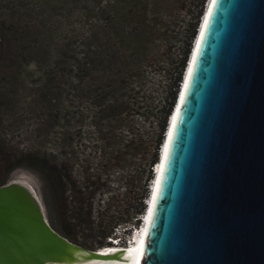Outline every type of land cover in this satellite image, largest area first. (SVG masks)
Segmentation results:
<instances>
[{"label": "water", "instance_id": "water-1", "mask_svg": "<svg viewBox=\"0 0 264 264\" xmlns=\"http://www.w3.org/2000/svg\"><path fill=\"white\" fill-rule=\"evenodd\" d=\"M204 14L139 264H264V0H213ZM133 262L128 247L59 232L29 182L0 184V264Z\"/></svg>", "mask_w": 264, "mask_h": 264}, {"label": "trees", "instance_id": "trees-1", "mask_svg": "<svg viewBox=\"0 0 264 264\" xmlns=\"http://www.w3.org/2000/svg\"><path fill=\"white\" fill-rule=\"evenodd\" d=\"M207 1L201 0L190 28L172 80L171 100L168 104L164 100L161 136L140 206L116 210L98 199L107 195L110 175L101 176L87 164L77 168L89 158L81 154L77 141L86 144L84 136L97 132L104 134L105 142L108 126L125 109L128 102L119 99L117 92L125 84L117 81L113 69L122 64L125 44L141 27L149 0H0V184L7 183L17 169L31 170L43 183L50 222L59 232L92 249L110 246L109 239L118 236L126 245L147 209L153 167L160 160L168 117L177 102ZM76 13L85 18L87 28L74 26ZM63 18L72 21L70 25ZM100 24L110 34L108 40L97 34ZM28 118L36 121L33 139L23 147L12 144L7 124L17 126ZM105 160L110 161L107 156ZM96 239V244L90 242Z\"/></svg>", "mask_w": 264, "mask_h": 264}, {"label": "rangeland", "instance_id": "rangeland-1", "mask_svg": "<svg viewBox=\"0 0 264 264\" xmlns=\"http://www.w3.org/2000/svg\"><path fill=\"white\" fill-rule=\"evenodd\" d=\"M210 1H207L206 9ZM149 2L150 7L146 10L141 27L131 34L129 43L125 44L127 48L123 49L122 64L113 69L117 81L121 80L120 83L125 84L123 90L117 91L121 93L119 99L128 102L125 109L121 116L108 126L110 132L105 142H103L104 134L97 132L93 133V136L91 134L84 136L86 144L79 145L77 141L81 154L89 155L88 159L84 158L85 163L80 161L77 168H83L87 164L101 176L110 175L105 185L108 190L107 195L98 196V199L99 201L104 199V203L112 208L116 207V210L140 206L149 163L157 152L158 139L161 136L160 123L166 106L164 100L166 104L171 100L176 71L201 0H149ZM73 16V23L77 29L87 28L83 16L77 13ZM62 22L70 25L72 21L63 18ZM97 34L102 40L110 38V34L102 30L101 24L97 26ZM133 67L134 70L131 71ZM125 75L123 81L122 77ZM170 118L171 115L168 117V122ZM8 124L7 135L12 144L23 147L33 139L32 131L36 124L34 119H25L17 126ZM113 151L117 156L110 159ZM106 156L110 161L105 160ZM155 170L157 171V168ZM10 180H24L32 184L45 204L43 183L33 171L17 169L10 175L8 181ZM45 207L47 210L46 204ZM90 242L96 244L97 239Z\"/></svg>", "mask_w": 264, "mask_h": 264}, {"label": "bare ground", "instance_id": "bare-ground-1", "mask_svg": "<svg viewBox=\"0 0 264 264\" xmlns=\"http://www.w3.org/2000/svg\"><path fill=\"white\" fill-rule=\"evenodd\" d=\"M177 109H178V107L176 108V111H177ZM174 121H175V118L172 120V124L171 125H173ZM169 138H170V136H169ZM168 142H169V140H168ZM167 146L168 145H166V147ZM164 153H166V150L164 151ZM162 158H163V156H161V161H162ZM164 158H165V155H164ZM164 158H163V162H164ZM163 164H162V166H160V165L158 166V168L162 167L161 170L157 169L158 170V173H160V176H161V173H162ZM154 186H155V184H154ZM158 186H159V184L157 183L156 188L153 189V191L157 190ZM153 199H154V197H153ZM149 205H150V203H149ZM149 205H147V206H149ZM149 217H150V215H149ZM149 221H150V218L148 219V222ZM148 222H146V223L143 224L142 229L136 235L135 242L130 247V250L133 252V256H134V262L132 264H139L140 263V258H141V255H142V250H143V246H144V242H145V238H146V233H147V227H146V225L148 226ZM107 248H108V250H114V251L115 250L122 249V248H118L116 246H114V247H107Z\"/></svg>", "mask_w": 264, "mask_h": 264}, {"label": "clouds", "instance_id": "clouds-1", "mask_svg": "<svg viewBox=\"0 0 264 264\" xmlns=\"http://www.w3.org/2000/svg\"><path fill=\"white\" fill-rule=\"evenodd\" d=\"M211 2V1H210ZM206 16V15H205ZM205 16H204V18H205ZM204 18H203V21H204ZM202 26H203V22H202V25H201V28H202ZM189 63V62H188ZM188 69V68H187ZM187 71L188 70H186V72H185V75H184V77H186V73H187ZM175 114H173L172 116H171V118H170V120H173V116H174ZM169 127H170V125L168 126V128H167V132H166V134H165V137H166V135H168L167 136V138H169V134H170V130H169ZM170 129H171V127H170ZM165 140V139H164ZM167 145V141H165L164 143H163V145H162V151H161V153H160V155L161 156H163V153H164V150H165V146ZM163 159V158H162ZM161 161V157H160V160H159V162ZM158 164V163H157ZM156 164V165H157ZM160 164V163H159ZM158 164V165H159ZM156 165L154 166V168H153V171H154V173H155V177H154V179H153V181H151V184H150V198H148V200H147V202H146V204L147 205H149V203H150V205L149 206H147V209H146V212H145V214L142 216V218H141V224L139 225V226H137V227H134L133 228V230H132V233H131V235H130V237L129 238H133V235L135 234V230L136 229H139V230H141L142 229V227H143V224L144 223H146V222H148V219H149V215H150V210H151V206H152V201H153V197H154V194H155V191H153V189H155V187H154V184L156 185L157 184V182H156V179H157V177H158V170L156 171L155 169L157 168L158 169V167H156ZM159 181V180H158ZM146 227H147V225H146ZM128 238V239H129ZM111 239V238H110ZM109 239V241H111L112 242V244H113V241L112 240H110ZM110 246H113V245H110ZM129 248V247H128Z\"/></svg>", "mask_w": 264, "mask_h": 264}, {"label": "built area", "instance_id": "built-area-1", "mask_svg": "<svg viewBox=\"0 0 264 264\" xmlns=\"http://www.w3.org/2000/svg\"><path fill=\"white\" fill-rule=\"evenodd\" d=\"M139 231H140L139 229H136L135 234L133 235V238L126 239V245L123 244L122 237H120V236L111 238L110 240L113 241L112 245L116 246L118 248H124V247L130 248L132 246V244L135 242L136 235L139 233Z\"/></svg>", "mask_w": 264, "mask_h": 264}]
</instances>
